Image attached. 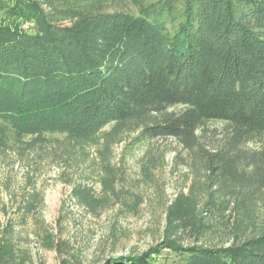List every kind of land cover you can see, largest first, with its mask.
<instances>
[{
    "label": "trees",
    "instance_id": "obj_1",
    "mask_svg": "<svg viewBox=\"0 0 264 264\" xmlns=\"http://www.w3.org/2000/svg\"><path fill=\"white\" fill-rule=\"evenodd\" d=\"M109 126L107 139L175 140L203 176L168 205L162 242L108 264L161 250L174 264H264V0H0V147L57 134L83 149ZM0 242V264H26Z\"/></svg>",
    "mask_w": 264,
    "mask_h": 264
},
{
    "label": "rangeland",
    "instance_id": "obj_2",
    "mask_svg": "<svg viewBox=\"0 0 264 264\" xmlns=\"http://www.w3.org/2000/svg\"><path fill=\"white\" fill-rule=\"evenodd\" d=\"M206 129L211 135L221 127ZM110 132L106 127L83 149H70L57 134L43 135L31 146L32 139L25 138L0 147V240L9 238L26 264H108L141 256L162 242L171 201L187 192L195 175L202 179L201 171L182 162L185 154L175 140L141 143L126 129L105 138ZM82 188L99 202L93 209L74 196ZM258 209L260 227L264 203ZM227 221L218 214L213 224L220 232ZM175 259L161 250L149 262L174 264Z\"/></svg>",
    "mask_w": 264,
    "mask_h": 264
}]
</instances>
